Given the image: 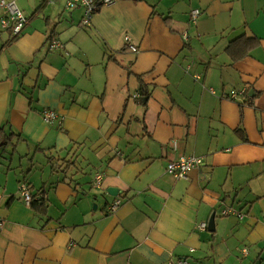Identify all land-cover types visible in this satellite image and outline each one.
Instances as JSON below:
<instances>
[{"label": "crops", "instance_id": "obj_1", "mask_svg": "<svg viewBox=\"0 0 264 264\" xmlns=\"http://www.w3.org/2000/svg\"><path fill=\"white\" fill-rule=\"evenodd\" d=\"M12 1L29 24L0 31V264H264V0H117L89 26L66 0ZM183 156L203 160L187 180L167 172Z\"/></svg>", "mask_w": 264, "mask_h": 264}, {"label": "built area", "instance_id": "obj_2", "mask_svg": "<svg viewBox=\"0 0 264 264\" xmlns=\"http://www.w3.org/2000/svg\"><path fill=\"white\" fill-rule=\"evenodd\" d=\"M66 9L74 10L77 8H82L84 10V17L82 20L83 26H89L91 24V20L93 15L102 7L115 3L117 0H66ZM0 10H2V14L0 15V31L1 32H10L12 37L20 36L25 28L29 24V18L24 12L19 8L17 3L12 0H0ZM200 15L198 10L193 11L191 14L192 20L195 21L197 17ZM189 36L185 35V39L188 40ZM125 41L127 42V46L133 51L137 52L138 48L132 44L130 37H126ZM51 48L53 50H61L64 49L63 43L58 40H53L51 42ZM196 78L199 79L200 76L196 75ZM247 92L246 88H243L240 91H231L229 94V98L231 100H237L239 96L245 95ZM136 98H141L140 94L135 95ZM43 119L48 124L54 123L58 119V114L54 110H46L43 113ZM203 163V160L196 156H183L178 160L171 161L167 166V172L173 175L175 178L181 179H189L190 174L198 169ZM103 182V174L99 173L95 176L94 184L95 187L101 188ZM20 194L21 197L27 204H31L34 200L31 190L28 186L27 182H21L20 186ZM122 205V199L118 198L114 202L109 203L107 206V213L114 214L118 211V209ZM225 216L228 215H236L241 220L244 215L235 210L233 207L227 209L224 212ZM3 226V221L0 218V228ZM202 230L206 228V224L200 226ZM247 250V249H245ZM193 252L194 250L191 249ZM168 264H192L189 258H177L174 260H170Z\"/></svg>", "mask_w": 264, "mask_h": 264}, {"label": "trees", "instance_id": "obj_3", "mask_svg": "<svg viewBox=\"0 0 264 264\" xmlns=\"http://www.w3.org/2000/svg\"><path fill=\"white\" fill-rule=\"evenodd\" d=\"M19 37V36H18ZM18 37H13L14 39H16V38H18ZM241 37H239V38H237V39H235V40H233L232 42H231V44L229 45V47H228V49H227V52H228V54L230 55V57H232V59H233V61H236V60H241V59H243V58H245L246 57V54H248V52L251 50V48H254L256 45H257V43H258V39H257V37H253V36H251V37H248V36H244V37H242L241 39H240ZM239 40H241V43H242V45L240 46V41ZM239 47V48H238ZM235 50H238L237 51V53H235ZM245 50V52L243 53V51ZM246 53V54H245ZM49 160H50V162L52 163V159L51 158H49ZM72 165V163H69V165ZM54 165V164H53ZM70 169H71V166H70ZM70 169H67V170H65V168L62 170L63 172H65V173H68V171L70 170ZM53 170H55V171H57L58 170V168L56 167V166H54L53 167ZM29 186V185H28ZM29 188H30V186H29ZM44 199L42 198V199H40V200H38L37 202H41V201H43ZM33 202H35V200H33L32 202H31V204L33 203Z\"/></svg>", "mask_w": 264, "mask_h": 264}, {"label": "rangeland", "instance_id": "obj_4", "mask_svg": "<svg viewBox=\"0 0 264 264\" xmlns=\"http://www.w3.org/2000/svg\"><path fill=\"white\" fill-rule=\"evenodd\" d=\"M56 162L59 163V160L58 161L56 160ZM69 163H72V165L71 164L69 165ZM70 166H71V170H73L74 168L76 169L77 167H78V169H80V166L83 167L82 166V162L80 160H76V159L74 160L73 158H70L69 160H66V158H65V159L62 160V163H60L59 169L63 170L65 168V170H67V169H70Z\"/></svg>", "mask_w": 264, "mask_h": 264}, {"label": "water", "instance_id": "obj_5", "mask_svg": "<svg viewBox=\"0 0 264 264\" xmlns=\"http://www.w3.org/2000/svg\"><path fill=\"white\" fill-rule=\"evenodd\" d=\"M108 193L111 195V196H117L119 194V190L113 188V189H109L108 190ZM208 229L209 231L211 232H214L215 231V222H214V217L211 218L209 224H208Z\"/></svg>", "mask_w": 264, "mask_h": 264}]
</instances>
